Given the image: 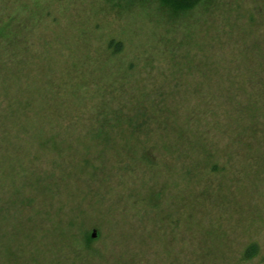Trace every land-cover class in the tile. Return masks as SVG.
<instances>
[{"label":"rangeland","instance_id":"obj_1","mask_svg":"<svg viewBox=\"0 0 264 264\" xmlns=\"http://www.w3.org/2000/svg\"><path fill=\"white\" fill-rule=\"evenodd\" d=\"M20 1L37 3L42 17L30 37L37 80L28 91H35L39 113L50 114L53 103L69 115L66 123L45 128L61 136L63 151L40 140L26 148L31 149V157L24 158L26 171L14 174V190L2 191V197L17 192L12 194L15 209L1 214L4 229L15 232L21 226L31 230L32 243L44 239L48 252L43 256L51 264L67 262L70 234L62 229L72 224L76 233L79 227L94 235L91 264H264V89L251 98L259 103L257 111L220 108L226 126L207 128L217 142L211 162L196 171L189 164L193 171L186 176L179 154L187 145L184 132L195 126L183 122L185 111L197 103L196 90L218 78L228 80L231 74L223 68L245 69L247 61H232L240 52L264 53V0H215L208 8L203 2L181 16L159 0ZM251 15L256 22L251 23ZM51 40L55 69L44 70L38 64L47 46L40 43ZM119 42L123 50L113 55ZM210 66L212 76L199 72ZM58 72L68 75L63 88L38 96L50 91L48 79L59 82ZM77 77L87 84L74 95ZM224 86L215 88L219 103L230 92ZM162 116L169 117L168 124ZM105 132L112 141L105 140ZM123 137L131 142L130 150L123 149ZM20 138L18 143L32 141L26 133ZM150 143L161 152V164L154 167L139 160ZM68 145L72 151H66ZM4 148L7 154L27 153L21 145ZM212 163L216 171L210 170ZM24 196L34 203L24 206ZM254 243L256 256L241 260Z\"/></svg>","mask_w":264,"mask_h":264},{"label":"trees","instance_id":"obj_2","mask_svg":"<svg viewBox=\"0 0 264 264\" xmlns=\"http://www.w3.org/2000/svg\"><path fill=\"white\" fill-rule=\"evenodd\" d=\"M214 1L215 0H159L163 8L167 9V11L171 14L177 16L183 15L185 12L193 9L197 4L202 5L203 2L208 3L206 4V8H208L209 3H213ZM228 9L234 11L232 5ZM215 10H218L217 13H219L221 8L217 6ZM38 12L39 8L37 3L35 5H30L28 2L26 3L25 1L20 0H0V88L2 89L0 105H3V107H0V223L2 220L1 214H9L11 210L15 209L17 204L16 197H12V194L17 195V192H11L2 197L4 193H2V191H4V188L5 191L14 190V174H18L19 172L24 173L26 171L25 164L27 162L24 158L27 156L29 158L31 157V149L26 148L32 147L33 145L31 143L35 144L39 142H36V140H40L39 144L41 145L53 142L58 145V148H60L63 143L61 136L53 133V131H45V128L47 126L62 125L68 121L69 113L64 112L55 104L53 105V103H51L52 112L51 110H44L51 112L50 114L39 113L37 110L40 102L36 99V93L34 90L32 92L28 91V89H30L29 85H34V80H37L34 75V69L36 67L33 62V59L37 54H33L35 44L30 42V37L34 32L33 24H36L39 19H42V17H39ZM250 21L251 23L256 22L253 15L250 16ZM43 23L45 22L43 21ZM214 38L217 39L218 36L215 35ZM231 40L232 39H230L229 42H231ZM44 44L47 46V49L45 50L47 53L42 56V62L38 65H43L41 69L44 70L45 68L55 69L53 68L54 66L51 62L52 51H50V49L54 46L52 44V40L41 41L40 45ZM112 44L113 42L109 43L108 49H111L110 47ZM118 45L120 48L112 50L113 55H116L123 50L122 42H119ZM245 52L249 53L246 54L244 52H240L239 56L234 57L235 60H232L233 62H236L237 59L238 61H247L249 65H245V69H242L240 67L241 65H234L232 68H223L228 72V75L231 74V76L228 77L229 79L233 78L231 79L232 82H230L229 79L223 81L221 78H218V81H215L214 83L203 84L205 87L204 90H196V105L185 111V115L188 117L184 119L183 125L187 126L188 123H193L195 125L191 128L192 130L184 132L183 139L187 145H185L182 150H179V154L183 156V169L186 176H189L193 171V169L188 166L189 164L193 165L196 171L201 166L204 167L205 164L212 161L217 147V142L215 140L216 138L214 139L210 135H207V133H210V130L208 131L207 128L211 127L212 130H214L215 127L226 126L224 123H221L222 116L220 114V108L223 105H226L225 107L228 108L229 111L230 109L234 111L244 109L246 111L253 112L257 111V108H260L258 101L251 98L257 95L256 91L259 90V88L264 89V78L255 77L259 75V73L264 74V53L262 49H258V51L255 50L254 56L251 55V50ZM211 58H213V56ZM211 58L209 56H202L200 59H202V61L211 62L213 61ZM250 62H252L251 65ZM212 71L213 66H210L209 70L199 69L200 73L209 77L212 76ZM60 74L61 73H59L58 76L60 79L59 82L54 79H48L47 87L50 88V91L42 92L38 96H42L45 93L54 94L52 91L53 87L63 88L62 84L68 75L64 76L62 75L63 73L61 75ZM74 74L75 73L73 72L70 79H72ZM18 78L26 79V82L28 81L27 84H19ZM81 78L82 77H77V80L80 82L71 86L73 87L74 95L79 92L77 87L79 89H83L87 84L85 81H82ZM41 80H43V78H41ZM224 85H228L230 92L226 93V95L223 94L222 99L225 100H223L222 103H219V101H217V98L220 99L219 94L215 91V88L220 89L221 87H225ZM22 90L26 91L27 94L25 95V92H22ZM228 95L230 96L228 97ZM242 95H244V98ZM104 96L105 95L103 94L99 98L104 100ZM211 100L214 101L213 104L210 102ZM229 103L232 105L228 106ZM58 104L63 107L64 102L60 101ZM164 109L166 108L164 107ZM175 109L178 108L175 107ZM227 112V109H225V116H227ZM98 113L103 115L105 112L103 110H99ZM170 117L172 121H174L172 125H176L175 123H177V120L173 118V113L170 114ZM40 119H42V121L38 124L37 121ZM161 119H166L163 121L164 125L169 123V117L162 116ZM135 123L136 122L133 121L132 124ZM37 124L39 126H35ZM107 124H109V121H102L101 123V125ZM136 127L137 128H135V130L140 129L139 126ZM201 131L204 132V137L203 135L201 137L199 136ZM21 133H26L33 142L23 140L18 143L21 140V138L19 139ZM103 134H105V140H108L109 142L113 140V138L111 139L112 135L109 133L105 132ZM122 140L126 142L124 143V146H122L123 149L130 150L131 146L128 143L131 142L125 137H123ZM6 145H21L25 148L27 153L17 152V154H7L4 148ZM111 145H113V143H111ZM60 149L63 151L64 148ZM65 149L66 151H72V145H68ZM171 151H173V149ZM130 152L131 154H137V152L133 151V149H131ZM157 152L161 153L160 149L150 143L146 146V148H144L141 155H139V160L148 167H154L157 166V164L160 165L161 162H159V159L161 158V154ZM174 152L178 154L176 147H174ZM34 157L36 159V156ZM29 160L32 161L33 158ZM191 160H194V162H191ZM217 169V164L212 163L210 170L216 171ZM196 174V176H198L197 172ZM26 179L27 178H25V180ZM18 194L21 195L20 193ZM23 198L24 206H31L34 203L32 199L26 198L25 196ZM72 225L62 229L63 233L67 232V234H70V238L66 236V238L69 239L67 240L69 242L66 244L67 253H64V258L66 257V261L70 263L64 261L61 262L62 259H58L56 264H91L88 257L93 258L96 254V251L93 250L91 245L94 241L93 234L86 233L85 231L82 232L79 227H77L78 231L76 233V229L71 230ZM4 227V224H0V264H39L40 261L42 264H51L49 257L43 256V254L48 252L46 250L45 242L42 243V240L44 239L39 240V238H37V240L32 243V236L28 235L31 234V230L27 231L25 228L20 226L13 228L15 230L14 232L6 230ZM24 231H27V234ZM74 243L75 249L77 245L79 246V251H77L78 249L75 250L74 247H72ZM258 250L259 248L256 243L249 245L243 251L241 260L249 261L253 259ZM82 251H84L85 254L82 253ZM39 259L41 260L38 261Z\"/></svg>","mask_w":264,"mask_h":264},{"label":"water","instance_id":"obj_3","mask_svg":"<svg viewBox=\"0 0 264 264\" xmlns=\"http://www.w3.org/2000/svg\"><path fill=\"white\" fill-rule=\"evenodd\" d=\"M94 236V235H93Z\"/></svg>","mask_w":264,"mask_h":264}]
</instances>
